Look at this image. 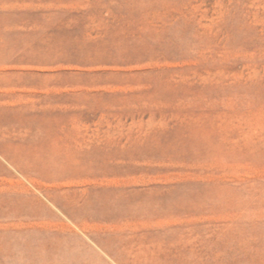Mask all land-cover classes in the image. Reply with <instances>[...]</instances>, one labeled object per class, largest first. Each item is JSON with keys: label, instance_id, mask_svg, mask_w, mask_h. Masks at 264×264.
I'll list each match as a JSON object with an SVG mask.
<instances>
[{"label": "rangeland", "instance_id": "rangeland-1", "mask_svg": "<svg viewBox=\"0 0 264 264\" xmlns=\"http://www.w3.org/2000/svg\"><path fill=\"white\" fill-rule=\"evenodd\" d=\"M0 264H264V0H0Z\"/></svg>", "mask_w": 264, "mask_h": 264}]
</instances>
